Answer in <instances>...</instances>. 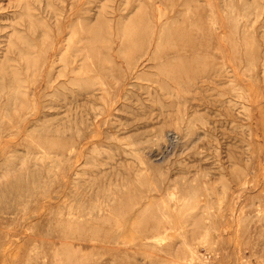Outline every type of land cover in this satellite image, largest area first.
<instances>
[{
    "label": "rangeland",
    "instance_id": "374dc122",
    "mask_svg": "<svg viewBox=\"0 0 264 264\" xmlns=\"http://www.w3.org/2000/svg\"><path fill=\"white\" fill-rule=\"evenodd\" d=\"M0 264H264V0H0Z\"/></svg>",
    "mask_w": 264,
    "mask_h": 264
}]
</instances>
